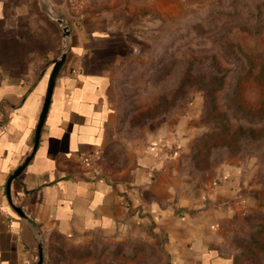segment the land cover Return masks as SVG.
I'll list each match as a JSON object with an SVG mask.
<instances>
[{"label":"crops","instance_id":"0c3cea01","mask_svg":"<svg viewBox=\"0 0 264 264\" xmlns=\"http://www.w3.org/2000/svg\"><path fill=\"white\" fill-rule=\"evenodd\" d=\"M73 2L0 0V264H35L51 236L143 231L174 264H232L227 231L259 203L252 167L220 165L199 183L182 169L191 128L179 121L132 144L124 173L97 164L117 116L114 87L146 49L151 0ZM57 19L67 22V47L33 150L60 52Z\"/></svg>","mask_w":264,"mask_h":264},{"label":"rangeland","instance_id":"374dc122","mask_svg":"<svg viewBox=\"0 0 264 264\" xmlns=\"http://www.w3.org/2000/svg\"><path fill=\"white\" fill-rule=\"evenodd\" d=\"M143 9L150 19L146 49L114 87L117 116L98 167L124 173L132 144L165 122L190 127L182 169L199 183L220 165L252 167L261 186L258 207L240 213L224 253L232 264H264V0H151ZM148 232L47 237L42 260L174 264L164 242Z\"/></svg>","mask_w":264,"mask_h":264},{"label":"water","instance_id":"95a60500","mask_svg":"<svg viewBox=\"0 0 264 264\" xmlns=\"http://www.w3.org/2000/svg\"><path fill=\"white\" fill-rule=\"evenodd\" d=\"M57 22L61 23L62 20L61 19H57ZM65 52H66V49H65V46H64V47L61 48V50L59 52V55L57 56V58H56V60L54 62L53 68H52V70L50 72V76H49V79H48L47 90H46V95H45L44 102H43V105H42V109H41V112H40V115H39V119H38V122H37V125H36L33 150L35 149V147L37 145V141H38V137H39V131H40L42 123L44 121V117H45V113H46L47 106H48V103H49V98H50L53 82H54L55 76L57 74V71H58V69H59V67H60V65H61V63H62V61L64 59ZM28 159H29V157H27L25 159L23 164H25L28 161ZM22 168H23V165L18 167L12 173V175H10L9 180H11V178L16 176L21 171ZM9 180H8V182H9ZM41 261H42L41 246H39L38 256H37V260H36L35 264H41Z\"/></svg>","mask_w":264,"mask_h":264},{"label":"built area","instance_id":"2783aa9c","mask_svg":"<svg viewBox=\"0 0 264 264\" xmlns=\"http://www.w3.org/2000/svg\"><path fill=\"white\" fill-rule=\"evenodd\" d=\"M68 1L71 4L74 3L73 0H68ZM61 20H62V22L59 23V25H60V31H61V34H60V39H61L60 50L64 46H65V49H66V47H67L66 42H67V37H68V25H67V22L64 19H61ZM73 72L75 73L76 71H73ZM81 159L84 162H91V161H93V157H82Z\"/></svg>","mask_w":264,"mask_h":264},{"label":"trees","instance_id":"16d2710c","mask_svg":"<svg viewBox=\"0 0 264 264\" xmlns=\"http://www.w3.org/2000/svg\"><path fill=\"white\" fill-rule=\"evenodd\" d=\"M41 264H45V262L42 260V261H41Z\"/></svg>","mask_w":264,"mask_h":264}]
</instances>
